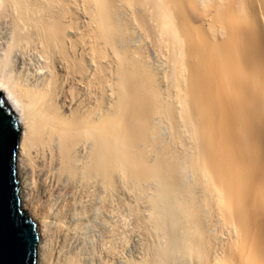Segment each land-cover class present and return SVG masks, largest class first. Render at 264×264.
I'll use <instances>...</instances> for the list:
<instances>
[{"label": "bare ground", "instance_id": "bare-ground-1", "mask_svg": "<svg viewBox=\"0 0 264 264\" xmlns=\"http://www.w3.org/2000/svg\"><path fill=\"white\" fill-rule=\"evenodd\" d=\"M39 264H264V0H0Z\"/></svg>", "mask_w": 264, "mask_h": 264}, {"label": "water", "instance_id": "water-1", "mask_svg": "<svg viewBox=\"0 0 264 264\" xmlns=\"http://www.w3.org/2000/svg\"><path fill=\"white\" fill-rule=\"evenodd\" d=\"M21 137L18 115L0 92V264H39V226L20 195Z\"/></svg>", "mask_w": 264, "mask_h": 264}, {"label": "rangeland", "instance_id": "rangeland-1", "mask_svg": "<svg viewBox=\"0 0 264 264\" xmlns=\"http://www.w3.org/2000/svg\"><path fill=\"white\" fill-rule=\"evenodd\" d=\"M26 210V209H25Z\"/></svg>", "mask_w": 264, "mask_h": 264}]
</instances>
